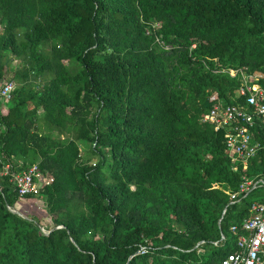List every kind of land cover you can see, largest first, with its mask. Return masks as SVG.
Wrapping results in <instances>:
<instances>
[{
    "label": "trees",
    "instance_id": "1",
    "mask_svg": "<svg viewBox=\"0 0 264 264\" xmlns=\"http://www.w3.org/2000/svg\"><path fill=\"white\" fill-rule=\"evenodd\" d=\"M239 69L264 87V0H0V85L15 83L0 94V264H217L232 252L231 224L264 186L229 192L264 177V149L232 158L204 116L214 92L244 101ZM250 129L264 140V123ZM6 162L53 179L20 197ZM31 197L52 224L8 207Z\"/></svg>",
    "mask_w": 264,
    "mask_h": 264
},
{
    "label": "built area",
    "instance_id": "2",
    "mask_svg": "<svg viewBox=\"0 0 264 264\" xmlns=\"http://www.w3.org/2000/svg\"><path fill=\"white\" fill-rule=\"evenodd\" d=\"M239 71L241 84L238 92L243 96L244 101L236 104H223L214 92L209 99L215 101L204 119L210 121L214 129L225 128L224 143L228 154L246 163L248 158L256 154L259 149H264V140L254 139L250 129L258 122L264 123V87L260 83L261 73L249 74L244 69H239ZM235 72L236 70L231 74ZM1 84L0 94L6 98L10 97L15 85L14 81H2ZM11 168L12 163L6 162L1 174H9L20 197L37 194L44 184L53 179L50 174H43L36 163L22 170ZM256 185L264 186L263 176L255 180L245 179L237 191L227 192L230 193L231 198H235L237 193L243 191L246 193L248 189ZM41 228L44 232H48L46 228ZM231 230L237 233L236 248L217 264H264V200H253L250 204V214L244 217L239 224H231ZM214 243H217V240ZM145 250L146 247L141 246L138 251Z\"/></svg>",
    "mask_w": 264,
    "mask_h": 264
},
{
    "label": "rangeland",
    "instance_id": "3",
    "mask_svg": "<svg viewBox=\"0 0 264 264\" xmlns=\"http://www.w3.org/2000/svg\"><path fill=\"white\" fill-rule=\"evenodd\" d=\"M261 193H264V187H262ZM31 198H28L22 202L18 201L15 204V208L27 216L36 214L41 219V221L45 223L46 225L52 224L49 216L43 209L42 199L38 197L36 199H31Z\"/></svg>",
    "mask_w": 264,
    "mask_h": 264
},
{
    "label": "water",
    "instance_id": "4",
    "mask_svg": "<svg viewBox=\"0 0 264 264\" xmlns=\"http://www.w3.org/2000/svg\"><path fill=\"white\" fill-rule=\"evenodd\" d=\"M253 187H254V186H252L250 189H248L247 192H246V194H247V193H248ZM9 208H10L12 211H14V212H16V213H18V214H20V215H22V216H27V215L21 213L20 211H18L15 207H9ZM224 211H225V209L223 210L220 219L223 217V213H224ZM59 226H62V225H57V227H59ZM200 242H201V241H200ZM200 242H198L197 244H199Z\"/></svg>",
    "mask_w": 264,
    "mask_h": 264
},
{
    "label": "crops",
    "instance_id": "5",
    "mask_svg": "<svg viewBox=\"0 0 264 264\" xmlns=\"http://www.w3.org/2000/svg\"><path fill=\"white\" fill-rule=\"evenodd\" d=\"M31 199H36V198H35V197H34V198L32 197ZM25 200H26V199H25ZM20 201L22 202V201H24V200H20Z\"/></svg>",
    "mask_w": 264,
    "mask_h": 264
}]
</instances>
